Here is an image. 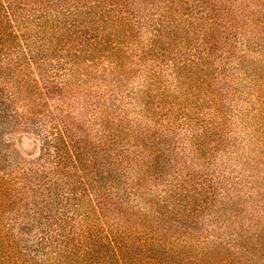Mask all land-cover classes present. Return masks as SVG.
I'll return each mask as SVG.
<instances>
[{
	"label": "rangeland",
	"instance_id": "374dc122",
	"mask_svg": "<svg viewBox=\"0 0 264 264\" xmlns=\"http://www.w3.org/2000/svg\"><path fill=\"white\" fill-rule=\"evenodd\" d=\"M0 264H264V0H0Z\"/></svg>",
	"mask_w": 264,
	"mask_h": 264
}]
</instances>
